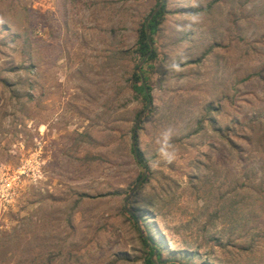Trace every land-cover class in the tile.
<instances>
[{
  "label": "rangeland",
  "instance_id": "374dc122",
  "mask_svg": "<svg viewBox=\"0 0 264 264\" xmlns=\"http://www.w3.org/2000/svg\"><path fill=\"white\" fill-rule=\"evenodd\" d=\"M163 4L0 0V264H264V0Z\"/></svg>",
  "mask_w": 264,
  "mask_h": 264
},
{
  "label": "trees",
  "instance_id": "16d2710c",
  "mask_svg": "<svg viewBox=\"0 0 264 264\" xmlns=\"http://www.w3.org/2000/svg\"><path fill=\"white\" fill-rule=\"evenodd\" d=\"M161 0H158V4L160 3ZM165 10V5L163 4L161 6V8L159 9V11L154 15V17L149 18L151 13L148 15L146 21L144 22V24L140 27V31L138 33V39H137V43H136V49L134 50L135 53L140 56V57H144L148 52L149 49L151 48V45H149L148 40H150L152 42V37L154 35V33L158 30L162 19H163V13ZM147 25V33H146V25ZM155 52L152 51L150 53V55L147 58V62L148 61H154L155 59ZM141 71V68L134 70L133 74H132V80H133V84L135 87V91L136 92H140L142 94V96L144 97V100H150V94L149 91L150 89L148 87H144L141 84V78L139 75V72ZM138 84V85H137ZM148 92V93H147ZM132 153H133V149L131 148ZM134 155V153H133ZM134 160L137 162V164H139L142 169L146 168V159L144 158V156L140 153V151H138L137 149V155H134ZM136 215H134L135 217ZM146 216V215H145ZM142 217V216H141ZM136 217V221H137ZM145 229H147L148 231V225L145 226ZM145 244H147V246L150 248V257L146 259L145 264H159L158 263V258H159V252L157 251L156 247L153 248L152 246H154V239L152 237L150 238H146L145 240ZM153 256V258H152Z\"/></svg>",
  "mask_w": 264,
  "mask_h": 264
},
{
  "label": "water",
  "instance_id": "95a60500",
  "mask_svg": "<svg viewBox=\"0 0 264 264\" xmlns=\"http://www.w3.org/2000/svg\"><path fill=\"white\" fill-rule=\"evenodd\" d=\"M162 5H163V0L160 1V3L157 5L156 9L151 13V15H150L149 18L154 17V15L159 11V9L161 8ZM145 25H146V24H145ZM146 33H147V25H146ZM148 43H149V45H151V41H150V40H148ZM150 53H151V49H150V51L147 53V55L144 57L143 60H146L147 57L150 55ZM142 62H143V61H142ZM149 105H150V102L147 104V107H146L145 110L148 109ZM144 112H145V111H144ZM144 112H143V113H144ZM143 113H141V114L139 115V117L137 118V121H136V123H135V125H134V130L136 129L137 124L139 123V121H140V119H141ZM132 148H133V153H134V155L136 156V155H137V147H136V143H135L134 131H133V133H132ZM143 178H144V175H142V176L140 177V179H139L138 182L136 183L135 187L133 188L132 192L136 189V187L139 185V183L142 181Z\"/></svg>",
  "mask_w": 264,
  "mask_h": 264
}]
</instances>
